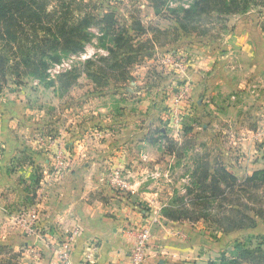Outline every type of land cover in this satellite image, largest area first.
Wrapping results in <instances>:
<instances>
[{"label": "crops", "instance_id": "obj_1", "mask_svg": "<svg viewBox=\"0 0 264 264\" xmlns=\"http://www.w3.org/2000/svg\"><path fill=\"white\" fill-rule=\"evenodd\" d=\"M227 20L228 28L213 38L181 35L169 48L154 51L175 55L168 62L173 75L162 74L170 85L171 112L237 118V138L224 150L230 157L222 160L238 178L264 168V156L259 158L264 150V10ZM136 80L130 85L139 84ZM45 88L59 97L57 88ZM142 92L139 88L126 98L117 114L113 109L111 114H34L24 91L0 94V247L19 254L17 264H59L58 253L70 240L72 264L89 254L92 264H125L133 242L129 230L145 226L151 239L144 264H208L221 254L229 257L241 237L258 236L259 224L210 234L198 223L162 217L156 194L141 188L144 170L158 165L155 135L180 132L161 127L164 117L155 114V99ZM248 121L253 127H246ZM115 172L127 180L126 192L111 187ZM34 208L37 221L28 230Z\"/></svg>", "mask_w": 264, "mask_h": 264}, {"label": "trees", "instance_id": "obj_2", "mask_svg": "<svg viewBox=\"0 0 264 264\" xmlns=\"http://www.w3.org/2000/svg\"><path fill=\"white\" fill-rule=\"evenodd\" d=\"M92 1L0 0V90L7 76L46 80L51 64L84 52L92 38L87 31L99 24H103L101 38L109 40L105 46L107 56L98 61L101 63L98 70L105 78L117 75L125 80L133 66L152 56L154 47L171 45L181 35L208 36V29L202 28L212 21L223 23L254 7H264V0H188L187 5L168 10L167 18L175 27L160 31L145 29L134 21L120 27L113 13L98 14ZM146 1L156 16L169 2ZM147 32L153 34L152 38L142 39ZM159 36H163L162 40ZM91 66L94 62L88 60L85 67ZM87 75L91 79L96 77L89 71ZM78 77L76 70L60 75L56 81L58 89L74 86ZM54 85L48 82L46 87ZM184 132L189 133L191 129ZM192 172L200 173L201 178L194 177L191 182L198 185L194 190L200 194L189 190L190 201L180 199L162 208L165 220L192 224L205 221L215 227L214 232L221 234L255 228L257 219L264 224V168L240 180L223 161L207 160L197 163ZM1 253L12 252L0 247ZM230 256L221 254L216 262L208 264H264V236H243L234 242ZM18 258L19 254L14 253L10 263L17 264Z\"/></svg>", "mask_w": 264, "mask_h": 264}, {"label": "rangeland", "instance_id": "obj_3", "mask_svg": "<svg viewBox=\"0 0 264 264\" xmlns=\"http://www.w3.org/2000/svg\"><path fill=\"white\" fill-rule=\"evenodd\" d=\"M92 2L96 5L98 14H107L111 12L114 14L115 18L117 16L119 19H123L120 21V24L118 23L120 27L123 25L129 26L132 21H134L140 22L145 29L151 30L156 28L160 31L173 27L169 25L168 21L164 20L169 16L168 10L179 9L189 3L188 0H169L167 7L163 8L160 15L156 16L153 9L150 8L149 2L146 0H93ZM252 10L260 12L264 10V7H254ZM124 18L127 19L129 22L128 24L124 22ZM117 22L119 21L117 20ZM228 22L229 20L223 23L220 21H212L207 24L202 30L208 29V36H204L203 38H213L222 33L228 28ZM101 28H103V24H99L96 27L93 26L87 31L92 35V38L91 41L86 44L83 53L77 56L63 57L59 63L51 64L49 68L51 72L48 73L47 71L46 80L39 81L24 76L20 79H14L12 76H7L5 79L6 82L1 87L0 94L9 90L10 93L18 89L19 93L24 91L28 96V98H26V102H28L26 106H32L33 109L29 110L34 114H36L37 111L43 114H94V111H96L97 114H111L112 109L114 114H117V112L122 110L121 106L124 100L133 95L135 96L139 88L140 91H143L141 96L144 95L146 97L149 93L151 96L147 95V98L155 99V101L152 100V103H155V106L157 104L158 107L156 109L157 113L155 114H163L164 119L161 120V127L170 128L169 126H172L173 131V128H175L180 133L176 136L173 132L171 136L166 134L160 136L159 134L155 135V142L156 144L158 143L159 150L156 156L158 165L157 167L145 168L144 171L146 172L144 174L146 175H144V177H146V181L141 185V188L144 187L149 193L156 194L153 201L156 202V206L160 204L162 206L161 209L174 202H178L180 199H182L183 202L190 201L192 197L188 195L189 190H194L197 185H193L191 182L194 177L201 178L200 173L195 175L192 172L195 169V165L207 160L210 162L213 160L220 162L225 160L224 158L230 157L225 151L227 147H231L232 138H237L236 134H234L238 131V127H235L237 118H234L235 116L232 115L231 119L223 120L214 116V114L213 116H200L198 114H183L184 111L177 112L176 114L173 109L171 112L168 105L171 92L170 85H166L165 81L162 80V74H165L164 76L173 75V73H169L168 68L170 59L175 58V55L172 53L167 52L166 55H162V53L158 56L156 50L154 51L153 48L150 52L152 56H150L149 61H147L149 63H145L139 69L132 67L133 69L131 68L128 71L129 74L125 80H121L117 75L110 78L101 76V72L98 70L101 63H98V61L105 57V46L108 44L109 40L106 38L103 41L100 36ZM159 37L162 40L163 36ZM146 38L149 37L147 36ZM177 41L172 40L170 43L175 44ZM170 46L171 45H168L164 49ZM159 58L162 59L161 61L163 62L157 63L160 60ZM88 60L94 62V66L85 67ZM72 70H76L79 74L76 84L68 89L60 88L59 90V85L56 83L58 77ZM56 71H58V73ZM87 71L96 74V77L92 79L89 78ZM135 79H137L136 81H138L139 84H136L134 87L130 85V83H133ZM48 82H53L55 84L54 88L58 89V98L56 96L53 97V95L46 90L45 87ZM166 87L167 89H165ZM130 90H132L133 93H131ZM45 91L48 92L46 94V99ZM252 124L253 123L248 121L246 127L251 128L253 127ZM204 126L207 127V130L210 132L212 130V135L207 134L206 130L203 131ZM188 129H191V132H184ZM203 132L205 133L203 134ZM216 133H218V135ZM220 133L221 135H219ZM199 135L202 136V139ZM157 139H159L160 142ZM198 141H201L204 146L200 147L197 143ZM259 155V158L263 159L264 150L263 152L261 151ZM249 176L244 177L241 175L238 179L243 180ZM194 194L200 193H195L194 190ZM199 203L200 202H197V204ZM197 223L198 227L212 232L210 234L214 233L213 230L215 227L209 222L199 221L196 222V224ZM257 224H259V227L254 234H258L257 237H262L264 236V224L259 221V219H257ZM242 238L243 237L240 239ZM12 253H1L0 264H15L12 262L10 263L14 254ZM229 257H231L230 253Z\"/></svg>", "mask_w": 264, "mask_h": 264}, {"label": "built area", "instance_id": "obj_4", "mask_svg": "<svg viewBox=\"0 0 264 264\" xmlns=\"http://www.w3.org/2000/svg\"><path fill=\"white\" fill-rule=\"evenodd\" d=\"M51 69L48 70V73ZM58 73V71H56ZM111 187L120 191L126 192L129 189L128 182L119 173L115 172L110 179ZM37 208L29 215L27 229H34V224L37 221ZM129 232L133 235V242L128 252V258L125 264H144L146 259V250L148 248L151 235L148 227L132 228ZM72 249L71 240L67 241L62 250L58 253L57 259L59 264H72L70 261V252ZM80 264H92L91 255H87Z\"/></svg>", "mask_w": 264, "mask_h": 264}]
</instances>
